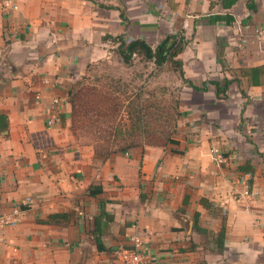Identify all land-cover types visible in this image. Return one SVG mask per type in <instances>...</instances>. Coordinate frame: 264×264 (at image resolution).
Masks as SVG:
<instances>
[{
  "label": "crops",
  "instance_id": "0c3cea01",
  "mask_svg": "<svg viewBox=\"0 0 264 264\" xmlns=\"http://www.w3.org/2000/svg\"><path fill=\"white\" fill-rule=\"evenodd\" d=\"M223 1L0 0V264H114L134 235L147 264H264V0ZM168 34L186 41L185 77L232 79L228 96L211 84L177 144L104 156L79 142L69 93L89 63L119 36Z\"/></svg>",
  "mask_w": 264,
  "mask_h": 264
},
{
  "label": "rangeland",
  "instance_id": "374dc122",
  "mask_svg": "<svg viewBox=\"0 0 264 264\" xmlns=\"http://www.w3.org/2000/svg\"><path fill=\"white\" fill-rule=\"evenodd\" d=\"M115 44L70 89L71 131L100 155L130 145L175 144L166 135L177 139L180 125L190 124L189 112L209 103V92L191 87L172 63L158 66L142 53L123 60L120 41ZM210 81L196 85L212 88Z\"/></svg>",
  "mask_w": 264,
  "mask_h": 264
},
{
  "label": "trees",
  "instance_id": "16d2710c",
  "mask_svg": "<svg viewBox=\"0 0 264 264\" xmlns=\"http://www.w3.org/2000/svg\"><path fill=\"white\" fill-rule=\"evenodd\" d=\"M238 0H224L223 4L225 7H231L233 4H235ZM212 22H218L221 20H225L227 23H231L234 20V16H232L229 13L226 14H215L211 17ZM120 41L119 47L120 51L122 52L123 60H130L134 54H140L142 53L147 59L153 60L156 65L163 66L166 63H172L176 66V68L179 71L180 76L182 79L187 81L191 87H193L196 90H202L207 91L208 86L204 84L203 86H198L195 83H193L191 80H188L185 77L184 70H183V62L179 58V54L183 52L186 46L185 39L176 34H168L166 37H164L154 48L152 47L147 41L144 39H135L127 42L123 36L117 37ZM220 60V58H219ZM246 71L252 72L253 77L256 75H259L261 68L260 67H254L251 69H248ZM232 79L224 78L222 80H211L210 83L215 86V93L218 98H224L227 97V92L229 90V87L232 83ZM255 82H258V80H254ZM8 127V121L7 116L4 114H0V128H7ZM167 140H170L171 143H179V140L177 139H170V135H166ZM143 145V144H141ZM166 145V144H162ZM140 146V145H137ZM136 147L134 145H130L128 147H121L119 149L120 152H127L129 149ZM175 152L182 153L179 149H173ZM97 152V151H96ZM114 152V151H113ZM111 152V153H113ZM111 153H101L104 156H109ZM102 191L101 187H91L90 193L96 194ZM204 202V199H202ZM62 215V213H55L50 215L49 221L53 218ZM105 219V223L103 222ZM113 220V215L108 213L104 208L102 207L101 203V209L99 210L96 219H95V227L93 232L96 234V242L98 245V248L103 250L105 248V245L102 241V235L105 232V228L108 224V221ZM225 235H226V227L223 226V228L219 231L217 234L220 249L224 247V241H225Z\"/></svg>",
  "mask_w": 264,
  "mask_h": 264
},
{
  "label": "built area",
  "instance_id": "2783aa9c",
  "mask_svg": "<svg viewBox=\"0 0 264 264\" xmlns=\"http://www.w3.org/2000/svg\"><path fill=\"white\" fill-rule=\"evenodd\" d=\"M10 223V218L0 214V242L3 239V229ZM130 246H120L114 251V264H147L142 250V241L134 235Z\"/></svg>",
  "mask_w": 264,
  "mask_h": 264
}]
</instances>
